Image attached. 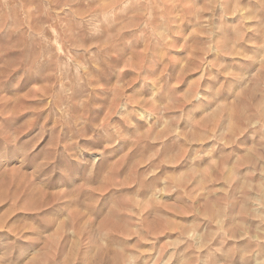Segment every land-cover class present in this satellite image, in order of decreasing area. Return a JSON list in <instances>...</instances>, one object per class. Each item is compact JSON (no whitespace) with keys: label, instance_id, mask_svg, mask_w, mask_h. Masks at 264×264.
I'll return each instance as SVG.
<instances>
[{"label":"rangeland","instance_id":"rangeland-1","mask_svg":"<svg viewBox=\"0 0 264 264\" xmlns=\"http://www.w3.org/2000/svg\"><path fill=\"white\" fill-rule=\"evenodd\" d=\"M0 264H264V0H0Z\"/></svg>","mask_w":264,"mask_h":264}]
</instances>
